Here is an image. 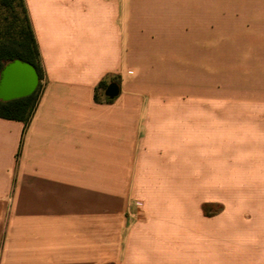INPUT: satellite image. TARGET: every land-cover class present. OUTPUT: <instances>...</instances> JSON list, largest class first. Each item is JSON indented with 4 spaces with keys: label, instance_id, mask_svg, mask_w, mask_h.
Listing matches in <instances>:
<instances>
[{
    "label": "crops",
    "instance_id": "1",
    "mask_svg": "<svg viewBox=\"0 0 264 264\" xmlns=\"http://www.w3.org/2000/svg\"><path fill=\"white\" fill-rule=\"evenodd\" d=\"M25 3L43 77L0 118V264H264V0Z\"/></svg>",
    "mask_w": 264,
    "mask_h": 264
},
{
    "label": "trees",
    "instance_id": "2",
    "mask_svg": "<svg viewBox=\"0 0 264 264\" xmlns=\"http://www.w3.org/2000/svg\"><path fill=\"white\" fill-rule=\"evenodd\" d=\"M15 59L34 65L39 75V84L30 96L7 102L0 100V118L27 125L41 91L43 74L39 48L25 0H0V72L7 63ZM106 87V82L99 83L95 91L96 101L99 100L98 92Z\"/></svg>",
    "mask_w": 264,
    "mask_h": 264
},
{
    "label": "water",
    "instance_id": "3",
    "mask_svg": "<svg viewBox=\"0 0 264 264\" xmlns=\"http://www.w3.org/2000/svg\"><path fill=\"white\" fill-rule=\"evenodd\" d=\"M39 84V75L31 63L15 59L7 63L0 72V100L11 101L30 96ZM120 88L116 82L110 83L105 96L111 100L119 94Z\"/></svg>",
    "mask_w": 264,
    "mask_h": 264
},
{
    "label": "rangeland",
    "instance_id": "4",
    "mask_svg": "<svg viewBox=\"0 0 264 264\" xmlns=\"http://www.w3.org/2000/svg\"><path fill=\"white\" fill-rule=\"evenodd\" d=\"M182 26H183V23H182ZM116 202H120V195H114V205H115V203ZM117 215L116 214H114V225H113V238H114V240H113V242H112V248H120V241H115V234L117 233V231H118V229L120 228L119 227V224H117ZM98 248H101V249H103V243L102 242H100V243H98Z\"/></svg>",
    "mask_w": 264,
    "mask_h": 264
}]
</instances>
